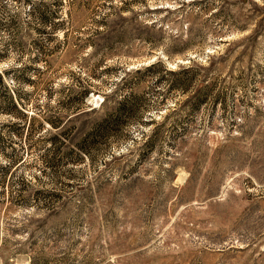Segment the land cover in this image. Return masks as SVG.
I'll return each instance as SVG.
<instances>
[{
	"label": "rangeland",
	"instance_id": "1",
	"mask_svg": "<svg viewBox=\"0 0 264 264\" xmlns=\"http://www.w3.org/2000/svg\"><path fill=\"white\" fill-rule=\"evenodd\" d=\"M180 2L71 0L69 13L64 12L70 18V44L61 43L63 33L58 34L56 68L39 76L37 105L45 102L41 91L50 80L57 88V83H71L73 73L81 74L93 91L113 90V76L123 74L121 70L160 62L173 72L190 64L210 68L211 98L193 110L192 99L201 88L161 95L169 81L157 85L146 75L138 91L150 103L165 96L167 105L158 113L151 109L144 123L128 126L124 137L96 144L87 158L76 148L82 136L73 144L52 143L51 131L18 140L15 153L22 159L0 188V264H264V0H231V8L221 7L232 16L221 41L209 36L214 46L197 47L187 58H170L167 49L185 47L173 37L176 30L186 33V23L182 26L176 14L162 10L173 11ZM26 10L22 3L0 0L3 23L19 12L22 31L9 35L0 29V50L10 49L13 42L24 44V51L10 49L0 72L30 64L34 41L42 40L28 33ZM105 14L109 26L97 30L100 36L110 35L120 22L135 31L130 52L125 48L110 55L108 77L96 82L79 69L86 71L87 61L97 59L82 45ZM166 17L169 27H152V20ZM217 20L222 23L223 18ZM204 23L216 25L205 15L194 27ZM217 62L223 67L211 69ZM102 100L99 93L89 96L86 106L94 109L92 116L71 124L88 123L82 130L87 132L91 118L104 115ZM6 122L1 116L0 124ZM158 127L162 137L151 148L147 141Z\"/></svg>",
	"mask_w": 264,
	"mask_h": 264
},
{
	"label": "trees",
	"instance_id": "2",
	"mask_svg": "<svg viewBox=\"0 0 264 264\" xmlns=\"http://www.w3.org/2000/svg\"><path fill=\"white\" fill-rule=\"evenodd\" d=\"M6 1H14L26 6L28 21L25 25L28 28V33L31 31L42 37V40L34 41L33 46L36 51L32 55H28L30 64L25 67L20 65L13 66L12 69L0 72V117L5 116L8 118V122L0 124V160H4L0 163V188L7 184V172L18 165L22 159L19 154L15 153L16 148H14V145L18 143V140H24L25 138L29 141L31 139L29 136L32 133L51 131L53 132L51 136L52 143L59 141L63 144H73L76 138L82 136L81 143L76 144V148H78L79 156L87 158L96 144L103 142V140H109L112 137L117 139L124 137V130L132 124L142 123L151 109L157 113L161 111L162 106L167 105L164 102L165 96H162L161 101L157 103H150L144 98L146 93L138 91L143 85L146 75L153 76L157 85L162 83L166 85V82L169 81L166 85L167 90L165 89L166 87L161 88V90H165L163 94L159 93L161 95H166L167 92H175L176 90L183 94H189L193 87L201 88L199 96H194L192 99L193 110L206 104L211 98L209 86L211 85L210 78L213 73L210 68L204 71L198 65L190 64L189 66H179V69L173 72L160 62V64H152L145 68L131 70L128 73L121 70L123 74L118 73L116 77L113 76V90L93 91L94 85L88 83L87 79H83L80 76L81 74L75 76L76 74L74 75L73 73L70 78L71 81H69L71 83H57L59 85L57 88H55L56 82L50 80L48 85L44 86L41 91V94H44L45 102L37 105L34 95L36 87L41 82L39 76L48 71L52 72L56 68L55 57L58 48L54 46V43L58 39V34L63 33L64 38L60 40L61 43L70 44L67 41L70 18L64 12L67 11L69 13L70 9L66 8L71 5V0ZM137 1L141 0H129V2ZM180 1V6L175 7L173 11L169 10V8L162 10L166 14H176V21L182 26L183 23H186V33L182 34V32L176 30V34L173 37L175 38L174 41H177L176 44L184 41L185 47L177 45L170 50L165 49L170 58L175 54L187 58L189 52L194 51L197 47L204 49L206 46H214L215 44L208 43V37H212L210 41H221L222 39L219 40V38L222 37L223 30L228 29L227 27L231 25L230 19L232 16L226 13L230 9H221L225 5L231 8L233 6L231 0H196L188 3L185 2L186 0ZM245 1L247 0H242L244 3ZM3 7L6 6L4 5ZM205 15L208 16V21L214 22L216 25H205V22L203 27H194V23ZM18 17L19 12L10 14L6 23H3L4 21L0 17V29L8 32L9 35L12 34L11 32L19 35L22 31L20 30L21 26ZM195 17L199 20L195 21ZM218 18H223L222 23L218 22ZM166 19H169V17L159 21L158 19L152 20V27H169ZM118 25L119 23L114 32L107 37L100 36L97 30H100V27L108 28L109 26L108 17L105 14L96 21V29L89 30V35L85 38L82 46L84 50L91 49L88 53H92L91 55L97 57V59L93 61L94 63L87 61L88 69L86 71L82 67L79 68L84 71L82 73L84 76L87 75L86 77L92 78L96 82L101 81L109 70L107 68V58L110 55H114V52L120 53L125 48H128L125 51L126 54L130 52L133 42L132 32L135 29H125L121 22ZM214 26L217 27L214 28ZM238 28L246 29L241 24ZM139 40L153 42L152 37L147 36L144 38L140 36ZM23 46L24 44L20 41L11 44V48L13 47L16 50L19 48L24 51ZM10 49L0 50V62L9 59ZM211 57V55H208L209 60H211ZM222 65L221 62H217L211 69L217 67L220 69V67H223ZM53 74H56V72H53ZM168 75L172 76V79H169ZM16 85H22V87L26 88V91L20 92ZM98 85L101 86L102 84L99 83ZM27 87H32V89L27 90ZM101 87L99 88L101 89ZM96 93L103 95L102 103L99 106L104 111V115L99 120H92L91 118L92 122H89V125L92 124L90 129L87 132H82L88 123L79 127L75 124L76 120H80L87 115L92 116L94 109L87 111L90 106H86V102L89 96ZM61 113H64V115H61ZM72 122L75 123L71 124ZM160 130L158 127L155 130L156 135L147 143L156 142L155 138L158 137L160 139L162 137L159 134ZM152 146L151 144V148ZM9 148L10 151H8ZM69 158L70 160H75L73 155H70ZM22 199L25 198H19L18 201L21 202L23 201ZM24 201L26 205L29 203L28 200Z\"/></svg>",
	"mask_w": 264,
	"mask_h": 264
}]
</instances>
